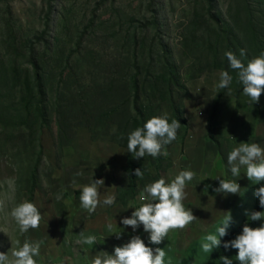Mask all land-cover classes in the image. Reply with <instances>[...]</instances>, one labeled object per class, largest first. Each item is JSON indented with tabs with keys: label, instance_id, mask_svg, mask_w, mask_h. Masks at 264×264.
<instances>
[{
	"label": "rangeland",
	"instance_id": "374dc122",
	"mask_svg": "<svg viewBox=\"0 0 264 264\" xmlns=\"http://www.w3.org/2000/svg\"><path fill=\"white\" fill-rule=\"evenodd\" d=\"M198 1L200 9L205 5L207 9L204 0H155L154 5L151 0H51L50 4L48 0H0L1 58L7 49V33L11 42L19 48L25 41L35 38L48 24L47 33L52 34L55 29L58 36L55 51L61 56L68 55L75 48L76 41L86 29L81 52L75 53L69 63L74 76H69L65 108L85 98L87 92L91 93L94 88L105 86L117 69L114 66L123 52L126 33L133 29H147L153 18H157L162 26L166 48L179 69L181 84L187 89V92L175 90L174 99L180 102L188 123L186 132L182 129L176 142L162 150L167 155H161L163 171L160 178L170 182L185 169L196 173L195 178L187 183L183 203L197 217L186 228L171 231L159 245L150 244L149 234L142 225L135 232L131 227L122 225V218L130 217L134 208L140 205L138 198L143 190L142 187L138 189L136 202L125 204L119 199L120 192L129 186L126 165L129 152L127 141L123 139L121 142L119 130L122 116L100 121L94 105H89L92 115L86 118L83 113H78L68 128L64 124L67 120L65 109H61L59 118L62 128L58 129L55 114L51 116L50 127L39 132L35 143L38 148L33 155L29 154L31 148L26 149L24 140L18 136L13 140L0 136V199L5 202L4 210L0 211V252H8L10 256V249L16 246V240L21 246L25 240L43 241L40 255L36 257L37 264H91L94 256L103 255V252L112 254L115 246H122L132 236H139L149 247L164 248L166 260L170 258L172 264H196L193 253L196 246L193 245L201 242L206 234L215 233L227 212L231 213L232 220L228 234L221 241L235 239L246 223L253 228L264 224V220L251 223L246 215V211L255 210L259 204L255 190L264 186V182L253 184L246 178L244 168H241L239 176L233 177L227 163L229 152L241 142H255L264 148V93L259 102L253 104L242 89L232 84V94L219 112L214 140H208L212 107L221 90L216 85L222 70L212 63L216 51L215 46L209 45L216 40V34L212 33L215 26L205 28L201 25L198 28L199 23L189 25L194 19L192 8ZM239 1L243 5V1ZM239 1L213 0L217 10L215 19L221 20L224 28L232 26L239 32L238 43L246 45L247 49L248 46L252 48L251 52L247 51L252 59L258 55L254 52L251 36L241 30L239 18L243 16L236 10L240 6ZM147 33L150 37L144 47L135 48L128 44L130 57L137 56L141 69L150 62L147 60L150 50L153 54L160 52L159 44L152 43L153 30L149 29ZM197 34H201L199 42L195 41ZM209 61L211 63L205 65ZM66 66L65 59H51L54 81L59 80L61 70ZM68 72L65 69V79ZM49 95L55 96V93L50 92ZM101 98L98 93L97 100ZM109 108L104 107V110ZM123 110L126 109L122 108L121 113ZM165 112L169 119L173 118L171 108L163 103L159 115ZM38 153L41 161L34 204L41 212L42 220L38 228L21 233L10 211L16 204L27 200L26 166L29 161H34ZM148 170L154 180L157 170L154 167H148ZM217 177L236 180L241 186L239 194L213 191L219 187ZM101 178L105 181L99 187L101 201L107 194H115L116 202L111 206L101 203L94 213L89 214L81 207L80 190L83 185ZM109 222L113 223L117 232L122 231L121 239H116L107 230ZM82 231L85 235H95L97 243L92 246L77 244ZM236 255L237 250H232L231 257L235 259Z\"/></svg>",
	"mask_w": 264,
	"mask_h": 264
},
{
	"label": "trees",
	"instance_id": "16d2710c",
	"mask_svg": "<svg viewBox=\"0 0 264 264\" xmlns=\"http://www.w3.org/2000/svg\"><path fill=\"white\" fill-rule=\"evenodd\" d=\"M106 1V0H105ZM237 1V0H236ZM239 1V0H238ZM239 1L240 6L236 7L237 11L241 12L242 19L241 30L250 35L254 42L255 54L259 55L264 52V0L254 2L252 0ZM49 4L51 0H48ZM155 0H151V4ZM207 4L201 6L196 3L192 8L194 19L189 25L200 24L206 27L215 26L216 40L211 41L210 46H215L216 55L212 63L219 65L222 71H228L232 75L234 84L237 89H242V84L238 82L236 72L230 69L229 62L224 55L227 51H233L239 56V50L245 49L246 56L243 62L246 64L250 60L252 48L238 43L239 32L232 26L224 28L221 20H216L217 10L213 0H204ZM242 5V6H241ZM50 8V7H49ZM51 9V8H50ZM49 9V10H50ZM1 12V11H0ZM51 12V10H50ZM245 18V19H244ZM222 23V24H221ZM48 24L41 33L29 41H25L19 48L16 47L15 42H11V36L7 33L8 39L4 57H0V136H6L7 139L13 140L15 136L24 140V147L29 150V154L33 155L37 150V142L39 132L50 127L52 118H56L58 129L62 128L60 122V111L65 109L67 120H64L65 126L68 128L72 126L71 122L78 113H83V116L92 115L93 110L89 113V105L97 112L98 119L107 121L122 116L119 124L121 142L123 139L127 141L128 134L137 127H142L143 124L152 116L159 115L160 105L167 104L172 110L171 119H177L181 127L178 129L177 137L182 129H187V120L185 119L181 104L177 99H174V91L187 92L186 86L181 84L179 69L176 62L171 56L170 51L167 50L164 43L161 31V24L154 17L147 29H133L126 33L127 39L123 46V52L118 59V63L114 68H117L113 77L102 88H94L91 93L86 94L85 98L79 102L69 104L66 108L64 106V97L68 89L69 76H74L73 67L69 64L72 56L81 51V41L83 36L87 33L86 29L80 35L75 43V48L66 55L59 56L55 51V45L58 41V36L55 34V29L52 34H48ZM92 25V24H91ZM196 27V26H195ZM152 29L154 37L152 43H158L160 46L159 54L150 50L147 55V60L150 62L144 69L138 65V58L135 55L133 58L129 55L128 44L133 47H144L146 41L150 37L147 31ZM199 32V30L197 29ZM201 34H197L196 42H199ZM57 58L62 61H67V66L61 70L58 81L53 80L50 67V61ZM156 63V65L154 64ZM211 63L210 61L205 65ZM155 69H154V68ZM128 68V70H127ZM68 69V77L65 79L64 71ZM123 73V75H121ZM128 79V80H127ZM231 85L229 86L231 89ZM54 92L55 96L49 95ZM98 93L102 95L101 100H97ZM232 94L229 89H221L216 95L212 107V114L210 116L208 140H214V131L218 125L219 112L227 98ZM105 104V106H101ZM104 107H110L107 111ZM123 112L121 113V110ZM87 118V117H86ZM169 119V121H171ZM96 123L97 121H93ZM177 140V138H176ZM174 140L170 146L176 142ZM40 150L41 147L39 146ZM41 161V155L35 154L34 161H29L26 166V193L27 200L34 203V194L38 187V167ZM126 165H128L129 186L127 189L120 192V201L127 203L129 201L136 202L138 189L144 188L145 185L160 178L163 171V158L158 156L152 158L146 155L144 158H134L131 153L127 157ZM148 167H154L157 170V176L154 180L151 179V173ZM140 168L143 171V177L138 178L134 175V170ZM264 208L258 204L254 211H263ZM251 223L257 221H249ZM230 239L222 241L219 249H214L212 253H205L201 249V242L195 243L193 246L194 255L196 257V264H222L221 256H227L233 260V264L239 262L233 259L232 250H225L223 243ZM192 248L188 250V253Z\"/></svg>",
	"mask_w": 264,
	"mask_h": 264
},
{
	"label": "clouds",
	"instance_id": "9594fccd",
	"mask_svg": "<svg viewBox=\"0 0 264 264\" xmlns=\"http://www.w3.org/2000/svg\"><path fill=\"white\" fill-rule=\"evenodd\" d=\"M230 69L234 70L238 82L242 84V92L250 98V101L258 103L261 94L264 93V52L248 60L245 64L243 59L246 50L240 49L239 56L233 51L224 53ZM233 77L228 71H221L219 81L216 85L219 89H229ZM181 127L177 119L169 121L168 113L152 116L142 127L132 130L127 137L128 152L134 158H144L146 155L156 158L160 155H167L162 151L165 146L171 144L177 138L178 129ZM227 163L231 175L237 177L241 168L245 169L246 178L253 184L264 182V148L258 143L241 142L234 147L227 156ZM81 173H77L80 175ZM140 168L134 170V175L143 177ZM196 176L190 169L179 171L170 182L161 177L147 185L139 196L141 202L135 207L130 217L122 218L121 223L125 227H131L135 232L141 225L143 230L149 234V242L153 245L161 244L171 231L182 230L194 222L197 217L191 208H186L183 201L186 198V186ZM219 187L213 189L218 194H239L241 186L236 180H228L217 177ZM103 178L92 180L90 184L83 185L80 190L81 207L89 214L94 213L98 206H111L116 202L115 194H107L103 201L100 199L99 187L104 185ZM255 196L259 204L264 208V186L255 190ZM59 198V197H58ZM5 207L4 200L0 199V211ZM215 233H209L202 237L201 249L205 253H212L222 245L221 238L226 236L232 217L227 212ZM249 221L264 220V211L247 212ZM11 218L15 221L21 233L29 229H36L40 226L42 215L33 202L24 200L16 204L10 211ZM107 230L122 238V231L117 232L112 222L107 223ZM76 240L77 244L89 246L97 243V237L92 234L85 235L82 231ZM43 241L30 242L25 240L22 246L20 241H15V247H11V255L8 252H0V264H37L36 257L40 255V248ZM223 248L236 249L235 260L239 264H264V224L259 227H250L246 223L242 233L235 239L223 243ZM167 253L164 248H152L145 244L139 236L132 238L122 246H115L112 254L103 252V255H96L92 258L91 264H172L171 259L166 260ZM222 264H233V260L227 256H221Z\"/></svg>",
	"mask_w": 264,
	"mask_h": 264
}]
</instances>
